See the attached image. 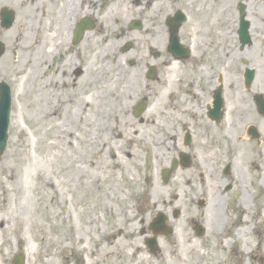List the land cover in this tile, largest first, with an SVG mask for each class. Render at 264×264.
I'll return each mask as SVG.
<instances>
[{
	"label": "flooded vegetation",
	"instance_id": "flooded-vegetation-1",
	"mask_svg": "<svg viewBox=\"0 0 264 264\" xmlns=\"http://www.w3.org/2000/svg\"><path fill=\"white\" fill-rule=\"evenodd\" d=\"M129 4L138 12L119 24L116 3L104 11V0H0V112L9 111V138L28 86L35 107L47 94L53 120L77 108L99 134H113L121 120L144 123L148 108L140 99L146 105L136 115L138 101L124 99L127 105L101 104L87 119L85 95L99 78L143 64L144 83L165 88L155 182L96 185L112 193L108 199L130 188L121 208L109 200L67 211V202L61 216L54 192V216L39 206L49 216H27L22 206L13 249L8 234L0 238V264H105L121 248L127 259L142 255V264H264V0ZM129 145L135 157V142Z\"/></svg>",
	"mask_w": 264,
	"mask_h": 264
},
{
	"label": "rangeland",
	"instance_id": "rangeland-1",
	"mask_svg": "<svg viewBox=\"0 0 264 264\" xmlns=\"http://www.w3.org/2000/svg\"><path fill=\"white\" fill-rule=\"evenodd\" d=\"M107 1L104 0L103 10L105 11L109 2L112 5L116 3L118 12L115 15L119 24L125 23L129 17L138 12L137 8L132 11L129 0ZM102 19L106 23L107 16L104 17V13ZM114 32L120 36L122 30ZM127 39H130L128 35ZM137 45L141 47V43ZM120 57L123 59V55ZM142 66L143 64H138V70L135 71L128 68L122 71L118 66L113 76L99 78L101 81L99 88H91L85 95L91 104L87 109V119H90L93 111L100 109L101 104L125 106L128 102L125 103L124 99L131 100L130 104L134 100L137 102L140 99H147L148 111L146 110L143 115L144 123L134 122L133 125L128 123L126 125L121 120L118 126L114 127L113 134L110 133L111 129L101 130L99 134V128L88 123L85 127L77 108L64 113L65 117L64 114H59L58 118L53 120L50 117L47 94H40L39 105L35 107L37 106L35 96L30 86L27 87L25 94H22V110L14 114L10 141L0 161V217L6 218L4 225L0 222V238L8 234L9 248L13 249L12 242L15 236L13 233L18 231L17 223L22 206L27 216L48 215L37 208L38 214L35 210L37 206L46 207L49 215H56L52 204V192L59 194V197L56 196L59 205L57 211L59 215L64 216L65 211L62 208L66 207L67 202H69L67 211L69 209L79 211L87 205L95 209L99 202H109V200H113V205L119 201L120 204L117 205L121 208L123 201L130 198L131 192L127 191L130 188L126 187L124 192L116 193L119 198L108 199L107 197L112 193L105 190V187H96L98 184L117 187L122 184L144 183L146 178L155 182L159 170L156 160H161L162 153L158 152L155 155L154 141L160 136L159 112L164 100L165 88L148 87L142 76L138 74V71L142 73ZM88 78L89 81L92 79V77ZM113 92L116 94L112 95ZM244 112L245 110L242 111L243 116ZM149 119H155L156 122L152 123L148 121ZM128 120L132 121L134 118ZM260 126L264 131V125ZM102 131L107 133L103 134ZM119 134L121 137H118ZM98 140H103L105 149L98 150ZM131 142H135L134 147L138 152L135 157H132V148L129 145ZM108 145H113L115 151L109 155L100 153L101 150L106 151ZM116 145H124L123 150L114 149ZM88 156L91 157L87 158ZM137 163L139 170L135 168ZM113 164L116 165L114 168H112ZM262 167L264 169L263 161ZM83 187L86 189L84 192H82ZM247 190L250 193L252 189L248 186ZM2 200L6 201L5 206ZM102 204L104 208L110 206V204ZM87 217L88 215L85 214L79 219L87 220ZM23 221L28 224V220ZM103 224L104 228L111 226L110 223ZM76 225L81 232V226L83 227L84 224L77 222ZM116 244L125 245L121 238ZM119 256L114 255L113 259L105 264L113 262L123 264V260L131 257L127 248H121ZM142 257L137 253L136 260L127 259L124 264H142Z\"/></svg>",
	"mask_w": 264,
	"mask_h": 264
},
{
	"label": "water",
	"instance_id": "water-1",
	"mask_svg": "<svg viewBox=\"0 0 264 264\" xmlns=\"http://www.w3.org/2000/svg\"><path fill=\"white\" fill-rule=\"evenodd\" d=\"M142 106H143V104H142ZM142 106H140V108H141ZM260 108H261L262 111H264V105H263V104L260 106ZM2 129H3V134L0 136V149H1V148L4 146V144H5V138H6V134H5L6 124H5V122H4V127H3Z\"/></svg>",
	"mask_w": 264,
	"mask_h": 264
},
{
	"label": "bare ground",
	"instance_id": "bare-ground-1",
	"mask_svg": "<svg viewBox=\"0 0 264 264\" xmlns=\"http://www.w3.org/2000/svg\"><path fill=\"white\" fill-rule=\"evenodd\" d=\"M89 105V104H88ZM54 187H55V185H54ZM56 195H59V194H57V193H55Z\"/></svg>",
	"mask_w": 264,
	"mask_h": 264
}]
</instances>
